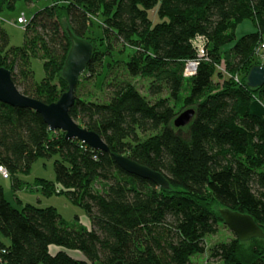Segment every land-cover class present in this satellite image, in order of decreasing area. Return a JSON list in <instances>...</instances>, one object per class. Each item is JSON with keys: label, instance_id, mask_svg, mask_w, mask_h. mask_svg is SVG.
Here are the masks:
<instances>
[{"label": "trees", "instance_id": "trees-1", "mask_svg": "<svg viewBox=\"0 0 264 264\" xmlns=\"http://www.w3.org/2000/svg\"><path fill=\"white\" fill-rule=\"evenodd\" d=\"M18 1L0 0V14ZM155 8L156 22L150 17ZM245 21L257 31L238 38ZM28 23L23 47H10L0 28V68L12 72L24 95L51 105L69 89L63 70L70 33L91 43L93 59L70 114L110 153L50 131L32 109L0 102V167L13 188L22 189L17 175L28 174L39 159L57 157L55 181L38 179L36 190L67 195L91 219L88 228L53 207L17 199L24 205L18 208L0 184V264H193L206 253L221 264H264L262 238L207 242L226 227L222 209L251 216L264 230V118L252 111L255 102L264 106V86H248L251 70L264 64L256 58L264 0H53ZM96 28L102 37H89ZM199 37L206 42L204 57L194 46ZM117 44L132 50L127 60L114 62L126 79L109 81ZM31 57L44 61L41 82ZM194 61L196 74L187 77ZM96 74L97 88L109 91L106 99L81 93ZM135 79L149 83L148 95ZM188 109L196 112L191 124L175 128ZM115 155L163 174L170 188L126 173Z\"/></svg>", "mask_w": 264, "mask_h": 264}, {"label": "water", "instance_id": "water-1", "mask_svg": "<svg viewBox=\"0 0 264 264\" xmlns=\"http://www.w3.org/2000/svg\"><path fill=\"white\" fill-rule=\"evenodd\" d=\"M70 37L72 47L63 70V78L68 83L69 89L57 103L47 105L24 95L14 83L12 72L5 68H0V102L15 108L32 109L43 117L50 131H61L65 134L66 140H78L95 151L110 153V148L96 132L83 128L70 114L76 103L77 84L92 62L94 53L91 43L76 38L72 33H70ZM248 86L253 89L264 86L263 65L256 66L251 70L248 76ZM195 113L193 109L184 111L174 120V127L182 129L189 126ZM114 159L126 173L151 181L161 189L168 190L170 188V183L163 174L142 166L123 155H115ZM220 214L225 225L241 242H248L255 238L264 239V230L256 224L251 216L228 209L220 210Z\"/></svg>", "mask_w": 264, "mask_h": 264}, {"label": "rangeland", "instance_id": "rangeland-1", "mask_svg": "<svg viewBox=\"0 0 264 264\" xmlns=\"http://www.w3.org/2000/svg\"><path fill=\"white\" fill-rule=\"evenodd\" d=\"M53 0H38L32 4L27 3L26 0H20L16 3L15 9L13 10H5L0 14V28L4 30L9 36L10 47H23L25 43V29L28 22L40 10H43L46 7L52 5ZM157 11L158 8H155L150 13L151 19L156 22L157 21ZM24 18V22H20V19ZM257 31L256 26L250 22L245 21L241 25H239L236 29V35L238 38L254 33ZM91 38L97 36V38L102 37V31L96 28L95 33H90L88 35ZM262 43L264 44V37ZM114 51V57L110 58L112 60L111 67H107L110 72L109 81L116 79H126V76L123 75V66L122 64L116 65L114 62L117 60H127L129 54L132 50L128 47H123L120 44H117ZM259 47L256 50V58L260 62H264V49L260 53L257 54ZM104 50V49H103ZM41 52V51H40ZM42 54V53H41ZM39 54V55H41ZM109 58V57H108ZM107 58V59H108ZM106 61V60H105ZM109 61V60H108ZM107 61V66H109V62ZM31 66L35 74V80L37 82H41L46 78V72L44 69V61L37 57H31ZM264 66V64H263ZM221 71L223 78H230L229 75L225 72L223 68H219ZM101 68H97V73L101 72ZM124 76V77H123ZM217 82H221L222 79L215 78ZM97 74L95 77H91L88 81H84L81 87L82 95L86 92H94L98 99H106L108 97L109 91L106 89L105 91H100L97 88ZM134 82L138 86V88L142 91L143 94L148 95V86L149 83L142 79H135ZM182 114V113H181ZM180 114V115H181ZM57 157H53L51 159H39L31 168L28 174L21 173L17 175V178L23 183L22 189L16 191L13 188V179H4L0 175V184L4 187L5 195L7 200L13 203L14 206L23 207L26 203H31L35 206H40L42 208L53 207L55 208L62 217L68 222H80L83 225H90L91 219L79 206L75 205L70 201L67 195L62 194H54L50 197H45L42 195L41 191L36 190V182L38 179H46L48 181H55V161ZM17 199H21L24 201V205H20ZM40 199V201H39ZM22 209V208H21ZM235 235L230 229L226 226H220L219 232L215 236H210L207 238L208 246L211 247L217 243H224L232 238ZM54 253V250H53ZM78 257H81L78 255ZM193 264H221L220 262L211 261L209 259V253L199 255L193 259Z\"/></svg>", "mask_w": 264, "mask_h": 264}, {"label": "built area", "instance_id": "built-area-1", "mask_svg": "<svg viewBox=\"0 0 264 264\" xmlns=\"http://www.w3.org/2000/svg\"><path fill=\"white\" fill-rule=\"evenodd\" d=\"M24 18L20 19V22H24ZM194 46L197 50V52H199V55L200 57H204L206 55V42L203 38H197L195 41H194ZM262 49H264V44L262 43L260 46H259V49H258V53H260L262 51ZM264 63V62H263ZM197 67H198V62H190L188 64V68H187V71H186V76L187 77H191L193 76L194 74H196V71H197ZM0 175L4 178V179H9L10 178V174L8 172V170L4 167H0Z\"/></svg>", "mask_w": 264, "mask_h": 264}, {"label": "crops", "instance_id": "crops-1", "mask_svg": "<svg viewBox=\"0 0 264 264\" xmlns=\"http://www.w3.org/2000/svg\"><path fill=\"white\" fill-rule=\"evenodd\" d=\"M252 111L257 114V115H260L264 118V106L260 103V102H255L253 105H252ZM21 200V199H20ZM40 201V199H39ZM21 202L24 203V201L21 200ZM13 204V203H12ZM25 204V203H24ZM31 204V203H29ZM18 207V206H17ZM19 208V207H18ZM85 226V225H84ZM86 227L90 228L91 227V224L90 225H86Z\"/></svg>", "mask_w": 264, "mask_h": 264}]
</instances>
